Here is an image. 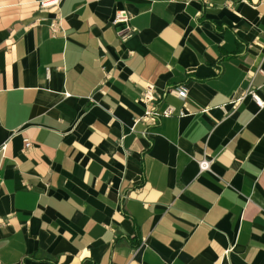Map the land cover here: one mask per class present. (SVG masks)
Instances as JSON below:
<instances>
[{
	"label": "crops",
	"instance_id": "obj_1",
	"mask_svg": "<svg viewBox=\"0 0 264 264\" xmlns=\"http://www.w3.org/2000/svg\"><path fill=\"white\" fill-rule=\"evenodd\" d=\"M263 84L264 0H0V262L264 264Z\"/></svg>",
	"mask_w": 264,
	"mask_h": 264
},
{
	"label": "built area",
	"instance_id": "obj_2",
	"mask_svg": "<svg viewBox=\"0 0 264 264\" xmlns=\"http://www.w3.org/2000/svg\"><path fill=\"white\" fill-rule=\"evenodd\" d=\"M185 1L188 2L189 0H185ZM129 20H130V17L128 15V13L123 10V11H119L116 14V16L113 20V24H116L118 22H129ZM52 27H53L54 31H56L59 26L57 23H53ZM129 31H130V28H129ZM48 72L50 74V69L48 70ZM263 88H264V84H263ZM173 92L180 99L185 100L188 97L189 90L185 85H179L173 89ZM251 93H252V96L255 99V101L260 106H264V101L261 98H259L255 92H253L251 90L246 91L244 93V95L239 100L242 101L245 97H247ZM159 98H160V95L157 93L156 87L154 85H147L145 90L142 92L141 97H140V100L143 101L144 103H146V110H145L144 115L141 118H139L138 120H136V123L141 122V121H144L146 123H153V122L161 120L165 117H171L174 114H176L177 110L173 105L167 106L162 111L159 110L157 105H156ZM188 114H189L188 111H185L183 109L179 111L180 116H185ZM25 145H26V148L29 149L32 147L33 143L29 139H26ZM212 162H213L212 159H204L202 161H199L201 171L209 170ZM0 264H2V263L0 262Z\"/></svg>",
	"mask_w": 264,
	"mask_h": 264
}]
</instances>
